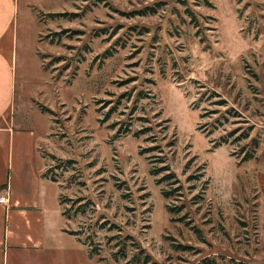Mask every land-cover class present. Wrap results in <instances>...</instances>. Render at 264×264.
Instances as JSON below:
<instances>
[{"label":"rangeland","instance_id":"1","mask_svg":"<svg viewBox=\"0 0 264 264\" xmlns=\"http://www.w3.org/2000/svg\"><path fill=\"white\" fill-rule=\"evenodd\" d=\"M16 3L43 263L264 264V0Z\"/></svg>","mask_w":264,"mask_h":264},{"label":"crops","instance_id":"2","mask_svg":"<svg viewBox=\"0 0 264 264\" xmlns=\"http://www.w3.org/2000/svg\"><path fill=\"white\" fill-rule=\"evenodd\" d=\"M18 22L16 0H0V195L8 198L7 204H0V264L5 259L9 264H17L16 259L44 264L42 257L50 248L44 228L52 209L34 168L41 157L33 131L16 128L12 114L20 95Z\"/></svg>","mask_w":264,"mask_h":264},{"label":"built area","instance_id":"3","mask_svg":"<svg viewBox=\"0 0 264 264\" xmlns=\"http://www.w3.org/2000/svg\"><path fill=\"white\" fill-rule=\"evenodd\" d=\"M8 203V198L7 195L5 193L0 195V204L4 205Z\"/></svg>","mask_w":264,"mask_h":264},{"label":"trees","instance_id":"4","mask_svg":"<svg viewBox=\"0 0 264 264\" xmlns=\"http://www.w3.org/2000/svg\"><path fill=\"white\" fill-rule=\"evenodd\" d=\"M168 178H172V177L169 176Z\"/></svg>","mask_w":264,"mask_h":264}]
</instances>
